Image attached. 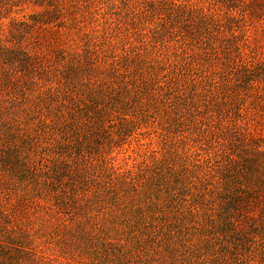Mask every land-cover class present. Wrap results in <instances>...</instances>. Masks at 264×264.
<instances>
[{
    "label": "rangeland",
    "instance_id": "obj_1",
    "mask_svg": "<svg viewBox=\"0 0 264 264\" xmlns=\"http://www.w3.org/2000/svg\"><path fill=\"white\" fill-rule=\"evenodd\" d=\"M0 264H264V0H0Z\"/></svg>",
    "mask_w": 264,
    "mask_h": 264
},
{
    "label": "trees",
    "instance_id": "obj_2",
    "mask_svg": "<svg viewBox=\"0 0 264 264\" xmlns=\"http://www.w3.org/2000/svg\"><path fill=\"white\" fill-rule=\"evenodd\" d=\"M162 225V223H157L156 224V226L154 227V226H152V224H151V228H150V230H149V236L147 237L148 239H149V241H151V242H155V241H157V239L159 238V237H162L164 234L162 233V230H163V228L165 227H161V228H159L160 226ZM168 227H170V224H169V226ZM166 230V229H165ZM164 230V231H165Z\"/></svg>",
    "mask_w": 264,
    "mask_h": 264
}]
</instances>
